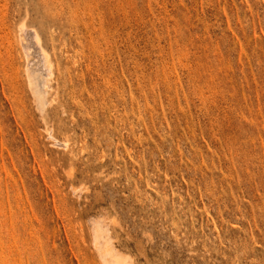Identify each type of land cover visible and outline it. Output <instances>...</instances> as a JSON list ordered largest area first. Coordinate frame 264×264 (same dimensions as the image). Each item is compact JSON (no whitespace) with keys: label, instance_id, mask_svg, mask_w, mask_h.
<instances>
[{"label":"rangeland","instance_id":"374dc122","mask_svg":"<svg viewBox=\"0 0 264 264\" xmlns=\"http://www.w3.org/2000/svg\"><path fill=\"white\" fill-rule=\"evenodd\" d=\"M97 220L132 264H264V0H0V264H107Z\"/></svg>","mask_w":264,"mask_h":264},{"label":"bare ground","instance_id":"6f19581e","mask_svg":"<svg viewBox=\"0 0 264 264\" xmlns=\"http://www.w3.org/2000/svg\"><path fill=\"white\" fill-rule=\"evenodd\" d=\"M17 33L18 34L15 36V40L12 41L9 39V42H10L11 46H13L12 42H16L17 46L21 48V51L24 55V60H25L24 72H25V75L27 77L26 82H28L30 89L38 95L37 99L40 101V105H42V108H44V107H46L45 105H47L45 103L47 98H46V100L43 99L41 92L44 93V91H42L43 89L40 90L39 88H41L40 85H42V83L43 84L47 83V85H48L49 82L51 81V78H52L51 76L55 72V71L54 72L52 71V68H53L52 66H54L53 60L50 57V55H48L47 51L44 49V46L41 45L40 36H39V34L35 28L30 27L26 23H22L19 26ZM7 34H8L7 38H10V37H11V39L14 38L12 35L13 34L12 31H8ZM49 40H51L54 54H56L57 52L55 53V50H56L55 37L50 36ZM57 67H58L57 70L59 73H60V71H62V72L64 71V70H59L60 69L59 63H57ZM13 69L15 70V68H13ZM41 78H42V80H41ZM47 78H49L50 81H48ZM43 79H46L48 82H45V83L41 82V81H45ZM49 86H51V85H49ZM49 86L47 87L48 89H49ZM45 90H47V89H45ZM43 95H45V93ZM45 97H46V95H45ZM50 103H48V105ZM52 133L53 132L51 130L49 132V134H50V138H52V140H53V145L55 144L57 146H61V148L63 147L64 149H66V148L69 149L70 140L67 137L63 138V140L60 141V139L58 140L55 137V135H53ZM100 224H101V222L97 220L96 221V240H97L96 241V248L98 247V251L100 252L102 258L105 261H107V264H132L126 258H125L126 260H122V258L118 256L119 253L116 252L117 253L116 254L115 253L116 250H114V249H113L114 250V253H113L112 246H111L113 244L109 245L110 242H112V241L109 242V240L106 239L108 237V232L103 231V229H102L103 226H101Z\"/></svg>","mask_w":264,"mask_h":264}]
</instances>
